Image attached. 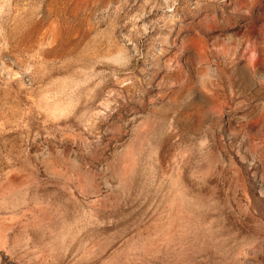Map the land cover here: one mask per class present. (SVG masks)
I'll return each mask as SVG.
<instances>
[{"label":"rangeland","instance_id":"obj_1","mask_svg":"<svg viewBox=\"0 0 264 264\" xmlns=\"http://www.w3.org/2000/svg\"><path fill=\"white\" fill-rule=\"evenodd\" d=\"M0 264H264V0H0Z\"/></svg>","mask_w":264,"mask_h":264}]
</instances>
